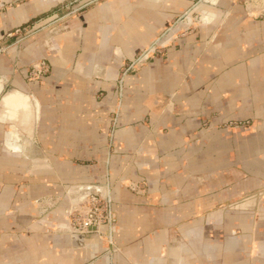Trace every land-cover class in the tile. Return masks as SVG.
Returning a JSON list of instances; mask_svg holds the SVG:
<instances>
[{"label":"crops","instance_id":"0c3cea01","mask_svg":"<svg viewBox=\"0 0 264 264\" xmlns=\"http://www.w3.org/2000/svg\"><path fill=\"white\" fill-rule=\"evenodd\" d=\"M242 1L0 0V39L42 19L0 55V264H264V8ZM88 190L110 241L74 246L65 208Z\"/></svg>","mask_w":264,"mask_h":264},{"label":"built area","instance_id":"2783aa9c","mask_svg":"<svg viewBox=\"0 0 264 264\" xmlns=\"http://www.w3.org/2000/svg\"><path fill=\"white\" fill-rule=\"evenodd\" d=\"M98 1L99 0H66L63 2V8L67 15H72ZM242 2L244 7L249 9L260 10L264 8V0H243ZM37 25H42V19L32 24L8 31L4 37L0 39V55L7 53L10 48L20 45L36 31L34 27ZM162 50L163 48L160 46L159 41H156L153 45L141 50L132 59L122 63L116 81L119 94L122 92L125 78L137 72L146 64L149 58L154 54L161 53ZM49 71V64L45 60H41L28 67L25 72V77L28 81H36L46 76ZM118 113V108L112 112V123L117 121ZM225 126L230 129L242 130L250 127L248 121H231ZM128 188L135 194H143L145 190L144 186L139 183H130ZM109 202V197L93 192L84 201L74 205L69 204L65 210V219L68 229L73 233L82 235L94 234L100 240L110 241L109 235H104L102 232V227H109L112 222V214L108 209Z\"/></svg>","mask_w":264,"mask_h":264},{"label":"water","instance_id":"95a60500","mask_svg":"<svg viewBox=\"0 0 264 264\" xmlns=\"http://www.w3.org/2000/svg\"><path fill=\"white\" fill-rule=\"evenodd\" d=\"M44 1H53V2H57V3H61L65 0H44ZM209 0H203V2H208ZM37 104L35 105V117L36 120H38V109H37ZM93 193V191L88 190V191H83V192H79L77 194H75L74 196L71 197V203L72 204H76L79 202L84 201L89 195H91ZM85 235L82 234H77V233H73L71 232V236L70 239L72 241V243L74 244V246H80L82 244V242L84 241ZM75 244H79V245H75Z\"/></svg>","mask_w":264,"mask_h":264},{"label":"rangeland","instance_id":"374dc122","mask_svg":"<svg viewBox=\"0 0 264 264\" xmlns=\"http://www.w3.org/2000/svg\"><path fill=\"white\" fill-rule=\"evenodd\" d=\"M65 1H66V0H65ZM99 1H100V0H99ZM253 199H254L253 201H255L256 198L254 197ZM69 204H71V200H70V199H69V202H68L67 206H68ZM244 206H245V205H244ZM66 208H67V207H66ZM66 208H65V210H66ZM68 230H69V229H68ZM69 231H70V230H69ZM70 232H71V231H70ZM255 257H256V256H255ZM209 261H210V262H208V264H213V263L216 262L215 260L212 261L211 259H210Z\"/></svg>","mask_w":264,"mask_h":264},{"label":"bare ground","instance_id":"6f19581e","mask_svg":"<svg viewBox=\"0 0 264 264\" xmlns=\"http://www.w3.org/2000/svg\"><path fill=\"white\" fill-rule=\"evenodd\" d=\"M76 204H78V203H76ZM71 205H74V204L71 203ZM66 226H67V224H66ZM67 228H68V227H67Z\"/></svg>","mask_w":264,"mask_h":264}]
</instances>
